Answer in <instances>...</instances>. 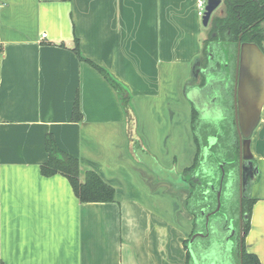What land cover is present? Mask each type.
Returning <instances> with one entry per match:
<instances>
[{
	"label": "crops",
	"instance_id": "1",
	"mask_svg": "<svg viewBox=\"0 0 264 264\" xmlns=\"http://www.w3.org/2000/svg\"><path fill=\"white\" fill-rule=\"evenodd\" d=\"M209 26L198 0H0V264H188L186 174L201 153ZM77 41L120 90L79 58ZM235 49L234 108L215 118L233 113L253 164L244 246L264 264V49ZM210 73L225 81L216 92L226 101L224 70ZM49 133L79 159L82 180L92 170L115 189L114 201L82 202L67 177L42 173ZM209 264L240 262L228 251Z\"/></svg>",
	"mask_w": 264,
	"mask_h": 264
},
{
	"label": "flooded vegetation",
	"instance_id": "2",
	"mask_svg": "<svg viewBox=\"0 0 264 264\" xmlns=\"http://www.w3.org/2000/svg\"><path fill=\"white\" fill-rule=\"evenodd\" d=\"M222 14L223 11L220 15ZM235 48L227 43L213 42L208 52L203 55V61H207L208 64L206 67L203 66L206 71L200 74L198 82L207 102L206 107L198 110L197 113L200 121L197 123L199 126L196 128V134L201 153L197 168L186 174L191 186L189 204L195 215L192 235L200 233L191 243L189 254L193 261L192 250L198 264H209L210 257L216 255L219 258L228 251H233L240 264H243L245 228L249 219L248 208L252 200L250 184L255 170L253 164L243 158L241 142L233 126V113L228 114L225 123L218 122L215 118L217 107H224L227 103L229 108L232 110L234 108L233 92L236 89V80L231 72V66L236 56ZM210 53L213 54L211 58ZM222 59L225 60L223 63ZM211 70H224L226 74V101L224 95L221 97L216 92L225 81H210L207 75L210 74L212 77ZM209 93L212 94L211 98ZM227 167L228 171H226ZM235 202H237L236 207H234ZM189 241L190 238L187 246Z\"/></svg>",
	"mask_w": 264,
	"mask_h": 264
},
{
	"label": "trees",
	"instance_id": "3",
	"mask_svg": "<svg viewBox=\"0 0 264 264\" xmlns=\"http://www.w3.org/2000/svg\"><path fill=\"white\" fill-rule=\"evenodd\" d=\"M223 14L216 13L212 16L208 39L204 42L203 55L208 51L213 42L227 43L236 47L238 42H254L264 49V0H223ZM74 51L83 61L89 62L96 70L102 73L107 80L118 90L120 84L109 72L81 54V49L77 41ZM124 99V103H126ZM73 119H81L79 101L76 99L73 111ZM46 150L48 161L41 167L42 173L46 176L62 174L67 177L79 199L82 202H109L115 199V189L107 184L95 171L89 170L82 180L80 176V161L78 158L62 150L53 134L46 136ZM199 163L197 154L195 164L187 171L193 170ZM252 200L248 213L249 219L245 228V235L250 226V216L252 210ZM190 255L188 264H190ZM243 264H261L255 254L247 252L243 246Z\"/></svg>",
	"mask_w": 264,
	"mask_h": 264
},
{
	"label": "water",
	"instance_id": "4",
	"mask_svg": "<svg viewBox=\"0 0 264 264\" xmlns=\"http://www.w3.org/2000/svg\"><path fill=\"white\" fill-rule=\"evenodd\" d=\"M206 6H205V12H204V15L202 17V23L204 26H209L210 25V22H211V19H212V16L214 15V13H216V11H218V9L222 8V5H223V0H206ZM223 11V10H221ZM236 89H237V80H236ZM237 123L239 125V121L237 119ZM242 139V138H241ZM242 147V145H241ZM200 233H195L192 235V237L190 238V241H189V247L191 248V243L193 242V240L195 239V237L197 235H199ZM191 254L195 260V262L197 263V260L195 259V256L193 254V251L191 250Z\"/></svg>",
	"mask_w": 264,
	"mask_h": 264
},
{
	"label": "built area",
	"instance_id": "5",
	"mask_svg": "<svg viewBox=\"0 0 264 264\" xmlns=\"http://www.w3.org/2000/svg\"><path fill=\"white\" fill-rule=\"evenodd\" d=\"M206 0H198V14L203 17L205 12Z\"/></svg>",
	"mask_w": 264,
	"mask_h": 264
},
{
	"label": "rangeland",
	"instance_id": "6",
	"mask_svg": "<svg viewBox=\"0 0 264 264\" xmlns=\"http://www.w3.org/2000/svg\"><path fill=\"white\" fill-rule=\"evenodd\" d=\"M221 9V8H220ZM226 171H228V167L226 168ZM237 202L234 203V207H236ZM223 205L225 206V200L223 199ZM236 209V208H235Z\"/></svg>",
	"mask_w": 264,
	"mask_h": 264
}]
</instances>
